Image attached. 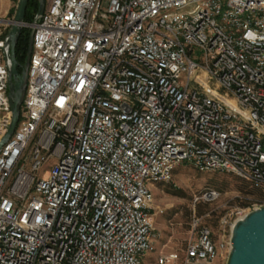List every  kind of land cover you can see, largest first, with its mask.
<instances>
[{
  "label": "built area",
  "instance_id": "1",
  "mask_svg": "<svg viewBox=\"0 0 264 264\" xmlns=\"http://www.w3.org/2000/svg\"><path fill=\"white\" fill-rule=\"evenodd\" d=\"M24 25L25 96L0 149V264H143L158 240L149 184L181 163L264 193V0H49ZM3 45L0 33V142ZM217 255L203 226L149 264Z\"/></svg>",
  "mask_w": 264,
  "mask_h": 264
},
{
  "label": "rangeland",
  "instance_id": "2",
  "mask_svg": "<svg viewBox=\"0 0 264 264\" xmlns=\"http://www.w3.org/2000/svg\"><path fill=\"white\" fill-rule=\"evenodd\" d=\"M18 1L0 0V9L8 10L7 14L0 16L3 41L11 28ZM48 2L46 0L45 8ZM23 28L32 31L31 27L23 25ZM244 182L233 173L202 172L189 163H181L176 167L172 180L149 184L154 194L151 210L158 240L153 255L150 253L151 257L146 258L143 264H149L159 252L184 248L203 226L211 229L218 246V255L212 264H226L231 223L240 213L253 210L264 196L262 191L260 194L240 191L238 185ZM212 192L214 195L210 194Z\"/></svg>",
  "mask_w": 264,
  "mask_h": 264
},
{
  "label": "water",
  "instance_id": "3",
  "mask_svg": "<svg viewBox=\"0 0 264 264\" xmlns=\"http://www.w3.org/2000/svg\"><path fill=\"white\" fill-rule=\"evenodd\" d=\"M29 0H19L11 28L4 39L3 51L9 74V104L12 118L8 130L0 142L2 145L14 133L20 119L24 101L28 68L33 43V30L30 34L25 64L17 59L16 46L25 24V14ZM46 0H39V9L33 22L41 17ZM22 66L19 73L18 67ZM226 264H264V206H258L238 217L231 225L230 249Z\"/></svg>",
  "mask_w": 264,
  "mask_h": 264
},
{
  "label": "trees",
  "instance_id": "4",
  "mask_svg": "<svg viewBox=\"0 0 264 264\" xmlns=\"http://www.w3.org/2000/svg\"><path fill=\"white\" fill-rule=\"evenodd\" d=\"M39 8V0H29L27 5V10L25 14V22L32 23L35 19ZM30 28H23L22 33L19 37L17 46H16V55L19 63L21 65L25 64L26 56L28 52L29 39H30ZM19 73L22 72V66L18 67ZM243 179V178H242ZM245 180V179H244ZM238 189L247 194H260V190L253 187V185L245 180L244 183L238 185Z\"/></svg>",
  "mask_w": 264,
  "mask_h": 264
},
{
  "label": "crops",
  "instance_id": "5",
  "mask_svg": "<svg viewBox=\"0 0 264 264\" xmlns=\"http://www.w3.org/2000/svg\"><path fill=\"white\" fill-rule=\"evenodd\" d=\"M6 2V1H5ZM7 12H8V10L6 9V10H3V9H0V16H3V15H5V14H7ZM160 253V252H159ZM158 253V254H159ZM150 255H153V253H151ZM150 255H147L146 257H145V259H144V261L146 260V258H149V257H151ZM155 257V256H154ZM154 257L151 259V260H153L154 259ZM150 260V261H151ZM149 261V262H150Z\"/></svg>",
  "mask_w": 264,
  "mask_h": 264
},
{
  "label": "bare ground",
  "instance_id": "6",
  "mask_svg": "<svg viewBox=\"0 0 264 264\" xmlns=\"http://www.w3.org/2000/svg\"><path fill=\"white\" fill-rule=\"evenodd\" d=\"M213 194V193H212ZM214 195V194H213ZM229 249H230V247H229Z\"/></svg>",
  "mask_w": 264,
  "mask_h": 264
}]
</instances>
